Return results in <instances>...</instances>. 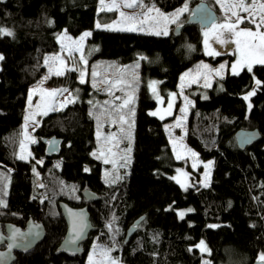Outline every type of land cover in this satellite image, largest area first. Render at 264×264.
I'll return each instance as SVG.
<instances>
[{
	"label": "trees",
	"instance_id": "16d2710c",
	"mask_svg": "<svg viewBox=\"0 0 264 264\" xmlns=\"http://www.w3.org/2000/svg\"><path fill=\"white\" fill-rule=\"evenodd\" d=\"M147 1L171 11L186 0ZM99 6L100 0H0V29L13 33L0 34V222L25 227L33 218L46 229L45 240L31 253L17 254L14 264H88L93 241L114 249L124 264H203L197 248L202 240L210 247L214 264L260 260L264 254V64L227 74L207 89L206 98L194 96L187 143L201 158L212 159L214 168L209 186L196 183L183 190L168 176L180 163L165 126L170 119L149 114L156 101L147 81L161 80L164 95L176 90L181 75L204 58L201 28L184 23L179 37L99 29L95 22L105 13L99 12ZM63 33L72 38L90 33L85 46L87 78L81 83L78 70L67 68L56 75L60 70L52 68L48 84L69 90L74 100L40 117L30 159H21L30 91L49 71V57L60 51L58 36ZM137 63L132 156H126L124 175L119 176L114 163L104 162L107 156L93 155L98 131L117 133L121 139L116 138V143L122 144L114 149L130 152L124 125L107 124L113 103L104 100L106 91L97 87L102 80L106 83L107 74L122 73L123 64ZM256 79L261 83L248 110L244 94ZM114 92L121 93V100L127 94L125 88ZM240 128H257L262 140L239 149L235 132ZM53 138L61 140L60 149L47 154ZM106 168L112 171L107 173ZM5 171L10 172L9 180ZM84 189L98 193L100 200L87 203ZM60 201L89 207L98 231L84 245L85 256L55 253L67 229ZM176 209L191 211L180 218ZM141 216L144 221L125 244L128 228Z\"/></svg>",
	"mask_w": 264,
	"mask_h": 264
},
{
	"label": "rangeland",
	"instance_id": "374dc122",
	"mask_svg": "<svg viewBox=\"0 0 264 264\" xmlns=\"http://www.w3.org/2000/svg\"><path fill=\"white\" fill-rule=\"evenodd\" d=\"M198 1H208L219 13V20L213 24L217 26L216 28H213V25L210 28H201V42L204 58H202L195 67L187 69L181 75L177 89L171 91L168 95L162 93L161 80L149 79L147 81L148 90L156 101V107L150 109L148 111L149 114L152 115L151 113L155 112L156 115L152 116L162 120L170 119L166 122L165 126L169 131L171 148L176 159L180 163L176 166L175 171L168 176L183 190H187L196 183L202 186H209L214 168V161L212 159L201 158L198 152L190 148L187 143V120L194 96L201 95L203 98H206L207 89L212 87L214 82L220 80L227 74H238L244 69H248L246 65L242 66L237 63V61L240 60V51L237 48L236 41L239 40L243 46L245 42L253 41V38L247 36L237 37L227 30L220 29L218 26L229 22L236 24L237 17H240L241 22L236 25V31L251 30L253 32L264 33V25L257 29L256 25L252 23L250 19L254 18L257 23H259L261 18H264V7H262L264 6V0H186L181 6L171 11L162 10L157 5L147 0H138V3H142L143 7L135 8L125 7V0H103V3H101L100 0L99 12L105 13L100 14L95 22V28L99 29L136 31L151 35H157V32L163 33L164 30H166L167 35H171L176 27L182 26L185 21H187L186 16L188 15L187 18H189L194 4ZM128 2H131V0H128ZM113 5H118V7H113ZM185 6L187 10L183 11L179 16H176L175 14L179 12L180 9L185 8ZM245 8H247V11H245ZM148 9H153V11L147 12ZM156 10H158V12ZM109 12H113L114 14L109 15ZM121 12L125 15L121 16ZM146 12L147 15H144ZM129 16H133L135 19L129 20ZM165 17H168V19H165ZM173 20L175 22H172ZM97 25H99V27ZM133 28L135 30H128ZM205 32H208L207 38L205 37ZM84 34L78 38H72L64 33L61 35L59 34L58 38L61 40L62 45L60 51L55 56L49 57V71L43 77L42 81L30 91L31 103H29V111L25 119L24 144L21 155L24 157L23 159H30L31 145L36 140L34 131L40 117L53 111L62 110L69 102L74 100L72 93L67 89V91L57 92L54 96L49 95L50 92L65 89L63 87H56L48 84L47 80L53 70L52 68L56 69V67H58L62 72L67 68L69 70L76 69L81 74H84L83 79L87 78L89 62L85 53V46L89 35L81 40L80 38L84 36ZM205 39H207V46L205 45ZM221 40L224 42L221 43ZM253 42L257 46L255 55L259 56V38L256 37ZM190 46L194 48L195 44H191ZM211 50H215L219 55H208V52ZM0 56H2L1 52ZM53 57H59L60 59H53ZM258 64L260 63L252 62V69ZM205 65L207 67H205ZM221 65H224L223 69H221ZM233 66H235V70ZM122 69V73L107 74L105 76L106 83L104 80L100 81L97 89L99 91L105 90L106 95L104 96V100L110 99V102L115 104V106L112 103L113 106L110 104L111 113L107 124L110 126L116 123L124 125L125 135L123 138L125 141L127 140L125 142L126 147L131 150L130 152L124 153L123 148H118L122 150V152L114 149V147L122 144L120 141L116 143L118 142L116 138H121L115 132H112L111 135H107L103 131L97 132L98 146L94 150L96 157L100 158V156H107L106 160L108 163H114L117 168L115 172L119 176L124 175L123 170L126 165V156L128 158L132 156L133 142L130 137L132 136L135 123V102L137 100V91L139 88L138 80L140 77L139 63L128 66L123 64ZM257 80L258 79L255 80L252 89L244 94V97H249L247 100L245 99L248 110L252 107L253 96L249 94L253 92L256 93L259 86L256 84ZM121 83H123L122 86ZM153 84L155 91H153ZM122 88H125L127 94L126 97L121 100V93H115L114 90ZM124 100H129V103L125 107L119 108ZM37 105L39 106L37 107ZM169 105H171V108H169ZM121 116H123L124 122H121ZM109 140L112 143L108 144ZM114 143L115 146L112 145ZM108 154H111L113 158L111 159ZM178 156L179 158H177ZM111 171L110 168H106L105 170L107 173ZM128 172L129 170L127 173ZM3 173H5L4 176H7L9 180L10 178L8 176L10 172L5 171ZM9 185L10 182H8L7 189ZM176 211L179 217L181 212L184 213L183 217H185L189 209H176ZM202 241L207 249L206 251H202L200 247L201 241L198 243L197 248L203 255L202 263L214 264L210 258V247L204 240ZM97 245L96 241L91 243L92 251L89 252L87 256L88 264H124L119 255L114 253V249L102 248Z\"/></svg>",
	"mask_w": 264,
	"mask_h": 264
},
{
	"label": "water",
	"instance_id": "95a60500",
	"mask_svg": "<svg viewBox=\"0 0 264 264\" xmlns=\"http://www.w3.org/2000/svg\"><path fill=\"white\" fill-rule=\"evenodd\" d=\"M219 20V13L207 1L196 2L191 10V15L185 25L200 26V28H210ZM182 26H178L173 31V36L179 37L182 34ZM235 140L239 149L246 150L262 140L260 131L255 129L240 128L235 132ZM61 140L53 138L47 146V154H53L60 149ZM82 196L87 203H95L100 200L98 193L84 189ZM61 211L66 223V234L60 245L56 249V254H65L68 257L85 256L84 245L89 241L90 235L98 231L91 220V213L88 205L74 207L68 202L60 201ZM145 216L136 219L128 228L125 244L135 234L138 226L144 221ZM13 237H15L13 239ZM46 237V229L42 221H35L30 218L25 227L18 224L0 222V264H14L17 261V254H28L34 251ZM253 264H264L258 260Z\"/></svg>",
	"mask_w": 264,
	"mask_h": 264
},
{
	"label": "snow or ice",
	"instance_id": "6c2138e0",
	"mask_svg": "<svg viewBox=\"0 0 264 264\" xmlns=\"http://www.w3.org/2000/svg\"><path fill=\"white\" fill-rule=\"evenodd\" d=\"M101 3H103V0H101ZM125 7H128V8H135V7H143L142 3H138V0H131V2H128V0H125V4H124ZM113 7H118V5H113ZM264 7V6H262ZM187 10V7L185 6V8L183 9H180L179 12H177L175 15L176 16H179L183 11H186ZM153 11V9H148L147 12H151ZM158 12V10H156ZM245 11H247V8H245ZM147 12L144 13V15H147ZM121 16H124L125 14L123 12L120 13ZM234 15H236L235 13H233ZM162 15V14H161ZM129 20H132V19H135V17L133 16H129L128 17ZM165 19H168V17H165ZM251 19V22L254 23L256 25V28L259 29L262 25H264V18H261L260 22L257 23V21L254 19V18H250ZM172 22H175L174 20ZM241 22V18L240 17H237V21H236V24H233L231 22L229 23H226V24H223V25H219L218 27L222 30H227L228 32H231L233 33L234 35H236L237 37H240V36H247V37H250V38H253V41L256 37L259 38V41H260V45H259V56H256L255 55V50H256V45L253 41H247L244 43V45L242 46L240 41L237 40L236 43H237V48L239 49L240 51V60L237 61V63L241 64L242 66L246 65L248 67V71H251L252 70V67H251V64L252 62H256V63H260V64H264V33H259V32H253L251 30H248V31H236V25L239 24ZM99 27V25H97ZM217 26L216 25H213V28H216ZM128 30H135L134 28L133 29H128ZM0 34H4V35H8V36H12L13 33L6 30V29H0ZM157 35H160V34H164V35H167V31L164 30L163 33H160V32H157L156 33ZM90 35V33H85L84 36H82L80 39L83 40L84 37ZM208 36V32H205V37L207 38ZM221 43H223L224 41H220ZM205 45L207 46V39H205ZM208 55H219L218 52H215V50H211L208 52ZM83 58V57H81ZM3 59V56H0V60ZM53 59H60L59 57H53ZM63 62V61H62ZM86 63V61H85ZM205 67H207L205 65ZM234 67V70H235V66ZM224 68V65H221V69ZM51 71V70H50ZM56 75H63V72L62 71H57L55 73ZM83 73L81 74V83L84 82V79H83ZM95 75V73L93 74ZM260 81L257 80L256 81V84L257 85H260ZM93 86L95 87V84H93ZM62 91H67L66 89L64 90H56V91H53V92H50L49 95H56L57 92H62ZM153 91H155V87H154V84H153ZM255 93H250L249 95H254ZM249 97L248 96H245L244 99H248ZM119 99V98H117ZM29 103H31V97L29 98ZM129 103V100H124V102L119 106V108H123L125 107L127 104ZM39 105H37L38 107ZM169 108H171V105H169ZM152 115H156V113H151ZM120 120L121 122H124V118L123 116L120 117ZM130 151V149H129ZM93 155H95V153H93ZM21 159H23L24 157L21 156L20 157ZM179 158V156L177 157ZM105 163H108L107 160L104 161ZM207 167V166H206ZM0 203H3L2 201H0ZM189 211H191V209H189ZM180 217L183 218L184 216V213L181 212L180 214ZM211 227H214V226H211ZM15 237H13L14 239ZM200 247H201V250L202 251H206V246L203 245V241H201V244H200ZM260 260L261 261H264V254L261 255L260 257Z\"/></svg>",
	"mask_w": 264,
	"mask_h": 264
},
{
	"label": "flooded vegetation",
	"instance_id": "af4514ba",
	"mask_svg": "<svg viewBox=\"0 0 264 264\" xmlns=\"http://www.w3.org/2000/svg\"><path fill=\"white\" fill-rule=\"evenodd\" d=\"M85 255H86V253H85Z\"/></svg>",
	"mask_w": 264,
	"mask_h": 264
}]
</instances>
